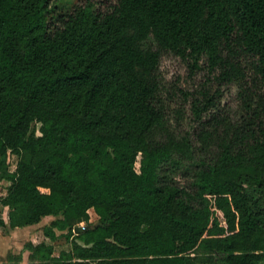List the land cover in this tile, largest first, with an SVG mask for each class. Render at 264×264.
<instances>
[{
  "label": "trees",
  "instance_id": "16d2710c",
  "mask_svg": "<svg viewBox=\"0 0 264 264\" xmlns=\"http://www.w3.org/2000/svg\"><path fill=\"white\" fill-rule=\"evenodd\" d=\"M0 182L30 264H264V0H0Z\"/></svg>",
  "mask_w": 264,
  "mask_h": 264
},
{
  "label": "rangeland",
  "instance_id": "374dc122",
  "mask_svg": "<svg viewBox=\"0 0 264 264\" xmlns=\"http://www.w3.org/2000/svg\"><path fill=\"white\" fill-rule=\"evenodd\" d=\"M161 70L163 73V76L165 78L167 86L176 93V102H172L171 105L173 108L183 107L185 110V114H189L190 104H186L184 102V92L195 94L197 90L200 88L201 83L204 81V74L202 72H198L197 75L191 74L188 66L178 57H175L173 55H167L163 58L161 63ZM225 101L228 105H234V101L231 96H227L225 98ZM183 103V104H182ZM140 159L139 157L138 163L136 165L137 170H140ZM8 163L10 166L11 171L16 170V164L17 159L14 155L10 154ZM9 184L6 182H0V196H3V194H6L7 186ZM98 215L94 212V210H90V221L88 223H81L77 225V227H80V232L84 231L90 227H93L98 222ZM55 218L54 217H47L44 219L43 223L39 225L38 229H34L35 235H40L41 238L46 240V237L41 231V227L44 225H49ZM76 227V228H77ZM36 228V227H35ZM75 228V229H76ZM40 238V239H41ZM63 238V237H62ZM39 239V240H40ZM66 239L63 238L64 242ZM55 246L58 247L57 254H59V250L61 248H70L71 245L68 241H65L64 243H55Z\"/></svg>",
  "mask_w": 264,
  "mask_h": 264
},
{
  "label": "crops",
  "instance_id": "0c3cea01",
  "mask_svg": "<svg viewBox=\"0 0 264 264\" xmlns=\"http://www.w3.org/2000/svg\"><path fill=\"white\" fill-rule=\"evenodd\" d=\"M8 212L9 209L0 204V217H2L7 223V226L5 228L0 229V264H9L10 257L12 255H20V254L22 255V264H30L31 263L29 259L30 252L25 249V244L30 241L33 242L34 244H39L44 241H46L47 244H53L55 247L54 256L57 257L59 255L57 254L58 247L55 246V243L62 244L66 240L62 242L63 238H59L57 241L53 242L48 239L45 240L44 237L42 239L40 235H35L33 233L34 229H38L39 225H41V223H43L44 220L36 225L11 229L8 226ZM43 228L44 225L41 227V229ZM69 249L70 248H61L59 251L61 252L62 250H69Z\"/></svg>",
  "mask_w": 264,
  "mask_h": 264
},
{
  "label": "water",
  "instance_id": "95a60500",
  "mask_svg": "<svg viewBox=\"0 0 264 264\" xmlns=\"http://www.w3.org/2000/svg\"><path fill=\"white\" fill-rule=\"evenodd\" d=\"M75 232H76V233H80V227H77V228L75 229Z\"/></svg>",
  "mask_w": 264,
  "mask_h": 264
}]
</instances>
